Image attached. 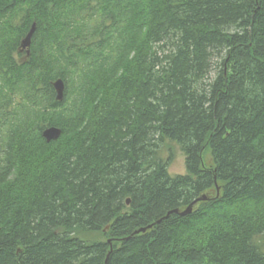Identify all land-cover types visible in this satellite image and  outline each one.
Masks as SVG:
<instances>
[{"label": "trees", "instance_id": "trees-1", "mask_svg": "<svg viewBox=\"0 0 264 264\" xmlns=\"http://www.w3.org/2000/svg\"><path fill=\"white\" fill-rule=\"evenodd\" d=\"M0 264H264V0H0Z\"/></svg>", "mask_w": 264, "mask_h": 264}, {"label": "water", "instance_id": "water-1", "mask_svg": "<svg viewBox=\"0 0 264 264\" xmlns=\"http://www.w3.org/2000/svg\"><path fill=\"white\" fill-rule=\"evenodd\" d=\"M36 29V24L34 23L33 26L31 27L30 31L28 32V34L25 36V38L22 40L21 42V50H25L27 51V54L30 53V50H29V47L31 45V38H32V35L34 33ZM54 87L57 91V100L59 101H62L64 99V88H65V85H64V81L59 78L57 79L55 82H54ZM62 134V130L60 127H56V126H50V127H47L44 131H43V136L44 138L50 142L54 139H58ZM207 197L205 195H203L202 197H199L197 198L195 201H193V203H191L186 209L180 211L179 209H174L172 211H169L167 213V215L165 217H168L170 214L172 213H179L180 215H186V214H189L192 212L193 210V205L197 202V201H200V200H204L206 199ZM129 202V200H128ZM164 218V217H163ZM159 219L158 221H156L155 223H159L161 222V220L163 219ZM154 223L148 225L147 227H142L138 230L135 231V233H138V232H142V231H145L147 228H150L153 226Z\"/></svg>", "mask_w": 264, "mask_h": 264}, {"label": "rangeland", "instance_id": "rangeland-1", "mask_svg": "<svg viewBox=\"0 0 264 264\" xmlns=\"http://www.w3.org/2000/svg\"><path fill=\"white\" fill-rule=\"evenodd\" d=\"M215 62H218V59L215 60ZM170 147H174V156L173 160L168 166V170L171 174H184L187 172L186 169V159L185 155L182 152V150L179 148L178 145L176 144H169ZM163 155L166 157L169 154L170 149L167 147L163 148ZM204 162L206 163L207 166H211L213 164L211 152L207 151L204 155Z\"/></svg>", "mask_w": 264, "mask_h": 264}]
</instances>
